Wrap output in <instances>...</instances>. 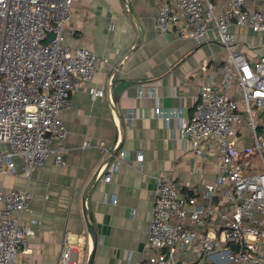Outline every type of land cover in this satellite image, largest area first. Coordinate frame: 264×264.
<instances>
[{
	"label": "built area",
	"instance_id": "obj_1",
	"mask_svg": "<svg viewBox=\"0 0 264 264\" xmlns=\"http://www.w3.org/2000/svg\"><path fill=\"white\" fill-rule=\"evenodd\" d=\"M72 1L0 0L2 175L18 174L15 158L21 160L27 181L50 159L66 166L67 127L61 112L71 93L87 88L97 68L108 63L91 49L65 42ZM247 1L228 0L220 11L211 0H163L159 5L158 32L200 42L213 29L226 49L222 79L201 85L193 113L180 128L195 156H202L203 142L211 143L218 172L216 181L198 193L190 182L181 193L174 178L157 179L146 253L137 264H264V140L256 131L257 126L264 130V56L248 60L234 48L231 31L233 25L264 31V9H248ZM199 69L206 72V64ZM233 87L237 98L228 94ZM88 92L92 98L104 95L94 88ZM153 113L167 123L175 112L157 104ZM243 127L252 135L251 145L249 139L248 144L241 141ZM124 157L119 150L102 175L104 182ZM142 159L139 154L137 160ZM31 199L27 188L0 187V264H36L21 259L31 253L34 220L22 218ZM72 246L64 237L55 264L86 263L89 251L73 262Z\"/></svg>",
	"mask_w": 264,
	"mask_h": 264
},
{
	"label": "crops",
	"instance_id": "obj_2",
	"mask_svg": "<svg viewBox=\"0 0 264 264\" xmlns=\"http://www.w3.org/2000/svg\"><path fill=\"white\" fill-rule=\"evenodd\" d=\"M162 1H72L65 42L91 49L108 63L97 68L87 88L71 93L61 112L67 127L66 166H56L50 159L27 181L21 160L15 158L18 174H0L2 189L27 188L32 194L22 218L34 220L30 224L34 233L28 238L31 253L21 256L23 261L55 264L64 237L73 244V262L91 252L82 195L93 177L85 200L98 236L93 264H137L143 259L159 177L174 178L181 193L189 182L192 192L198 193L216 181L211 143L203 142L202 156H195L180 128L193 113L201 85L222 79L227 52L213 29L200 42L158 32L155 17ZM211 1L220 11L228 0ZM246 7L264 9V0H248ZM231 31L234 48L248 60L264 56V31L235 25ZM204 63L207 71L201 72ZM89 88L104 95L92 98ZM228 94L237 98L234 87ZM157 104L175 112L169 122L154 116ZM116 148L125 151V157L104 182L102 175ZM114 198L116 203L111 202Z\"/></svg>",
	"mask_w": 264,
	"mask_h": 264
},
{
	"label": "water",
	"instance_id": "obj_3",
	"mask_svg": "<svg viewBox=\"0 0 264 264\" xmlns=\"http://www.w3.org/2000/svg\"><path fill=\"white\" fill-rule=\"evenodd\" d=\"M52 37H53V33H49L48 38L51 39ZM261 137L264 140V130L261 134ZM118 151H119V148H116L114 150V152L110 155V158H109L110 161L113 159V157L117 154ZM94 179L95 178L93 177L90 180V186H91V183L94 181ZM90 186L84 190L83 195H82V208H83V216H84V220H85L86 230H87L89 236L91 237V241H92V250H91V252H89L88 259H87L85 264H93L95 247H96L97 239H98V236H97V233L94 229V226L87 216L86 207H85V200H86L87 194L89 192ZM233 248L237 249V246L234 245Z\"/></svg>",
	"mask_w": 264,
	"mask_h": 264
},
{
	"label": "rangeland",
	"instance_id": "obj_4",
	"mask_svg": "<svg viewBox=\"0 0 264 264\" xmlns=\"http://www.w3.org/2000/svg\"><path fill=\"white\" fill-rule=\"evenodd\" d=\"M261 117H262V113L258 112L256 120L259 121L261 119ZM256 131H257V134L261 136L262 131H263L262 127L257 126ZM241 136H242L241 141L244 144H248V142L250 141L249 145H251L254 142L250 131L248 129H246V127H243V129L241 131ZM248 139H249V141H248ZM262 153L264 155V148L262 149Z\"/></svg>",
	"mask_w": 264,
	"mask_h": 264
}]
</instances>
